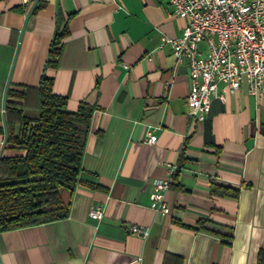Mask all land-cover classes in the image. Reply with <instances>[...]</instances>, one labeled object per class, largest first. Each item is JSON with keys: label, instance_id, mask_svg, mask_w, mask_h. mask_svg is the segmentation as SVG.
Listing matches in <instances>:
<instances>
[{"label": "crops", "instance_id": "crops-1", "mask_svg": "<svg viewBox=\"0 0 264 264\" xmlns=\"http://www.w3.org/2000/svg\"><path fill=\"white\" fill-rule=\"evenodd\" d=\"M169 10L164 0H0V156L23 153L4 149L6 102L22 106L8 118L18 133L21 116L38 115L43 74L69 110L93 107L67 218L0 232V264H215V231L232 235L228 264L264 251V99L243 83L191 122L188 66L163 42L186 22ZM58 20L68 34L49 66ZM154 180L171 181L166 214L150 208Z\"/></svg>", "mask_w": 264, "mask_h": 264}, {"label": "trees", "instance_id": "trees-1", "mask_svg": "<svg viewBox=\"0 0 264 264\" xmlns=\"http://www.w3.org/2000/svg\"><path fill=\"white\" fill-rule=\"evenodd\" d=\"M67 21L56 23L47 65H55L60 46L68 34ZM53 78L42 75L38 93V115L34 119L20 117L19 130L8 120L21 115V105L11 100L5 105V150L16 149L18 156H0V232L40 225L65 219L69 201L80 182L81 160L89 132L93 107L80 102L69 110L67 98L53 92ZM7 95L23 99V93L8 91ZM238 191L232 194L237 196ZM201 227L203 228L202 224ZM205 229V228H203ZM206 230V229H205ZM223 237L221 253L215 264H228L232 235L215 231ZM255 264H264L260 251Z\"/></svg>", "mask_w": 264, "mask_h": 264}, {"label": "built area", "instance_id": "built-area-1", "mask_svg": "<svg viewBox=\"0 0 264 264\" xmlns=\"http://www.w3.org/2000/svg\"><path fill=\"white\" fill-rule=\"evenodd\" d=\"M39 0H23L31 9ZM168 16L184 19L180 37L163 39L170 44L177 63L188 66L189 92L187 116L191 122H203L213 99L225 101L226 95L247 85L248 94L264 99V0H164ZM205 46L200 49V45ZM126 68V67H125ZM154 134L144 142L153 144ZM169 173L172 171L169 165ZM170 180H154L150 208L166 214L164 193ZM101 218L100 210H92ZM130 231L145 238L148 230L131 226Z\"/></svg>", "mask_w": 264, "mask_h": 264}]
</instances>
